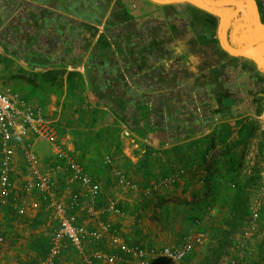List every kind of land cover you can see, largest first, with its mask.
Wrapping results in <instances>:
<instances>
[{
  "label": "crops",
  "instance_id": "1",
  "mask_svg": "<svg viewBox=\"0 0 264 264\" xmlns=\"http://www.w3.org/2000/svg\"><path fill=\"white\" fill-rule=\"evenodd\" d=\"M262 35L264 0H0V90L43 106L58 135L9 141L14 186L0 199V264H40L51 254L57 221L45 194L27 187L26 145L57 199L79 193L78 224L112 228L85 241L84 253L68 245L54 264H110L85 259L97 249L120 257L112 264H137L133 246L175 245L200 227L209 241L178 263L196 264L236 219L244 168L261 154L245 140L264 115V40L247 49ZM70 160L99 184L94 204L65 171ZM165 177L173 182L160 184ZM246 220L228 264H264V206L259 234L240 249Z\"/></svg>",
  "mask_w": 264,
  "mask_h": 264
},
{
  "label": "built area",
  "instance_id": "2",
  "mask_svg": "<svg viewBox=\"0 0 264 264\" xmlns=\"http://www.w3.org/2000/svg\"><path fill=\"white\" fill-rule=\"evenodd\" d=\"M0 135L3 146L0 149V199H8L13 192V180L11 178V167L15 150L10 144L12 138H20L33 133L43 139L57 142V131L50 120L45 115L43 106L34 105L20 96H13L3 93L0 90ZM25 157L28 163V173L32 179L29 180L27 187H37L48 198V206L53 210L52 218L57 221L52 237L51 254L40 264H54L55 256L60 254L68 245L74 246L80 253H84V242L89 239L99 240L105 234V231H111V225L104 223V231H93L78 224L75 221L73 209L79 206V193L72 191L69 203L64 204L56 197L55 181L49 174L41 171L40 159L32 150L31 145L25 146ZM111 161V159H107ZM65 171L70 178L85 187L91 204H94L100 196V186L94 182L84 167L70 160L64 166ZM261 189L264 190V162L262 167ZM173 179L165 177L160 184H171ZM130 185V184H129ZM236 185L234 184L233 187ZM135 185H133V188ZM154 186L146 189V193H151ZM263 197H254L249 207L246 226L243 230V237L235 244L238 248L244 249L250 239H254L259 234L261 212L264 206ZM109 208L120 213L121 210L115 202L110 203ZM94 211V206L90 207ZM20 214L25 213L24 207H18ZM201 224L199 218L195 219V225ZM112 239L119 241L117 234L112 233ZM208 232L200 227L189 230L182 240L175 245H166L160 248L153 247L150 249L142 246H133V251L137 256V264H178L186 259L199 244L208 240ZM5 241V233L0 228V244ZM93 258H104L110 264L116 262L120 257L115 254H109L103 249H97L91 256H86V260L91 262Z\"/></svg>",
  "mask_w": 264,
  "mask_h": 264
},
{
  "label": "rangeland",
  "instance_id": "3",
  "mask_svg": "<svg viewBox=\"0 0 264 264\" xmlns=\"http://www.w3.org/2000/svg\"><path fill=\"white\" fill-rule=\"evenodd\" d=\"M247 134L249 136L246 137V140H245L246 147L250 150L252 146H255L257 147L258 151H260L261 153L259 157L255 156V158L253 159V162H252V159H248L249 164L244 169L247 168L249 177L247 178L246 181L242 183V186L240 188L238 187V191L241 189L245 191V196L248 197L249 199L248 203L250 207V204H251L250 196L252 195L254 198V196L257 194L256 191L258 190L255 187L260 186L261 179H262L261 172H262L263 161H264V115H263V118L261 119V122L257 121L256 123V121H253V124L250 126ZM246 154H249V153H246ZM252 184L254 185L252 189H248V190L245 189L246 188L245 186L251 187ZM235 185L238 186L237 184ZM243 222L244 220H241L238 217H236V219L231 218L229 222V228H224L222 232L220 231V236L214 238L213 241L217 242L219 239H225V243L227 244L226 247L228 248V252H229L230 246L234 244V232L242 228ZM208 239H209V236H208ZM204 256H202V258ZM200 260H198L196 264Z\"/></svg>",
  "mask_w": 264,
  "mask_h": 264
},
{
  "label": "trees",
  "instance_id": "4",
  "mask_svg": "<svg viewBox=\"0 0 264 264\" xmlns=\"http://www.w3.org/2000/svg\"><path fill=\"white\" fill-rule=\"evenodd\" d=\"M237 198L238 202L234 209L236 212L235 217L244 220V218L249 214V199L245 196V191L243 189L239 190ZM239 200L241 201L240 203ZM226 245L225 239H219L217 242L212 239V241L208 243L207 254H205V256L197 264H228L230 256ZM42 248H44L43 245ZM49 249L51 248H48V250ZM48 250L46 249L47 253ZM46 252L41 254H44V257H46L48 255Z\"/></svg>",
  "mask_w": 264,
  "mask_h": 264
},
{
  "label": "water",
  "instance_id": "5",
  "mask_svg": "<svg viewBox=\"0 0 264 264\" xmlns=\"http://www.w3.org/2000/svg\"><path fill=\"white\" fill-rule=\"evenodd\" d=\"M231 18H229L227 20V22L230 21ZM262 40H264V35L260 36V37H257L255 40L252 41V43H250L248 46H247V49H249L250 47L256 45L257 43L261 42ZM263 64H264V59H263Z\"/></svg>",
  "mask_w": 264,
  "mask_h": 264
}]
</instances>
